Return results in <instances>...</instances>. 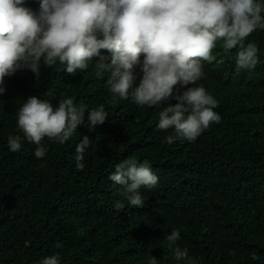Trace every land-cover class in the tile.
Here are the masks:
<instances>
[{
  "label": "trees",
  "instance_id": "16d2710c",
  "mask_svg": "<svg viewBox=\"0 0 264 264\" xmlns=\"http://www.w3.org/2000/svg\"><path fill=\"white\" fill-rule=\"evenodd\" d=\"M28 4L38 9L39 0ZM246 42L259 49L254 70H237V49L225 53L222 42L213 49L216 59L202 62L197 86L219 101L215 111L222 119L195 142L168 144L173 131L157 130L159 112L175 99L140 107L131 97H114L108 74L97 77L95 60L74 75L57 62L42 64L38 79L30 70L6 76L0 95V264H41L53 254L60 264H149L153 256L159 264H177L164 243L173 228L181 229L178 244L199 264H264V30ZM135 74L138 86L139 67ZM29 96L54 106L74 98L87 109L65 144L42 141L48 153L40 159L26 139L18 152L8 147L9 135H23L17 112ZM100 105L108 117L91 129L87 112ZM84 135L91 146L80 170L76 145ZM128 158L148 160L159 177L156 187L142 186V208L129 206L124 187L108 179Z\"/></svg>",
  "mask_w": 264,
  "mask_h": 264
},
{
  "label": "clouds",
  "instance_id": "9594fccd",
  "mask_svg": "<svg viewBox=\"0 0 264 264\" xmlns=\"http://www.w3.org/2000/svg\"><path fill=\"white\" fill-rule=\"evenodd\" d=\"M257 30H264L261 0H39L38 9L28 0H0V95L6 92L5 77L17 71L30 70L38 79L42 64L52 68L59 62L74 75L95 60L97 77L108 74L106 85L114 97H131L140 107L175 99L177 103L159 112L157 130L173 131L165 137L168 144L177 139L195 142L222 119L215 111L219 101L197 86L204 76L202 62L215 60L213 49L222 42L225 53L237 49V70H254L259 49L246 41ZM137 67L142 72L138 86ZM178 85L186 90L180 93ZM86 111L74 98L65 97L54 106L38 96L27 97L17 112L23 135H9V150L20 151L26 139L37 146L34 156L44 158L48 148L42 141L65 144L85 122ZM107 117L104 105L87 112L91 129ZM90 146L88 135L76 145L77 169H84ZM108 179L124 187L129 206L142 208V186L156 187L159 177L148 160L128 158L115 165ZM114 207L122 210L124 205L116 201ZM180 239L178 228L164 236L177 264H199L187 247H180ZM41 264H60L59 254ZM149 264L159 261L153 256Z\"/></svg>",
  "mask_w": 264,
  "mask_h": 264
}]
</instances>
